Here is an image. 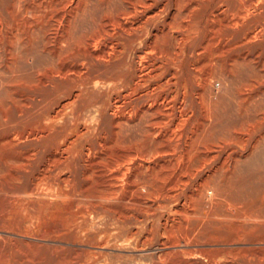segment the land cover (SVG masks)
<instances>
[{
  "label": "bare ground",
  "instance_id": "obj_1",
  "mask_svg": "<svg viewBox=\"0 0 264 264\" xmlns=\"http://www.w3.org/2000/svg\"><path fill=\"white\" fill-rule=\"evenodd\" d=\"M120 2L119 12L104 18L93 39L106 38L111 43L97 56L121 51L122 60L133 66L127 79L123 75L120 80L101 81L106 92L115 94L116 106L128 108L130 115L115 123L113 152L98 156L102 171L89 162L88 152L81 156L82 151L75 155L71 150L81 138L80 122L67 131L62 126L76 99L75 80L55 105H41L29 118L33 122L24 126V133H56L50 138L53 146L48 161L35 176L38 181L31 179L25 187L14 185L13 199L0 208V264H112L99 245L111 241L138 245L152 238L160 252L147 264H264L263 201L241 203L219 185L222 167L242 141H208V125L195 121L196 111L184 105L173 79L178 63L197 60L202 53L199 48H206L211 37L191 43L192 36L185 33L191 26L183 25L186 29L175 34L165 19L175 4L176 13L204 12V28L210 31L229 10L238 24L249 10L259 7L260 0ZM159 36H164V46L157 44ZM161 47H165L163 60L150 55ZM62 54H56L60 62L56 71L78 72L76 63H65ZM47 139L42 151L49 144ZM63 152L68 155L61 156ZM74 158L83 160L84 177L97 184L88 195L96 200L77 204L79 208L67 218H51L49 225L51 203L67 197V191L53 187L47 178L65 181L59 174L63 164ZM103 171L109 172L106 179ZM3 231L73 245L68 249L59 243L39 247L42 244L11 238Z\"/></svg>",
  "mask_w": 264,
  "mask_h": 264
},
{
  "label": "rangeland",
  "instance_id": "obj_2",
  "mask_svg": "<svg viewBox=\"0 0 264 264\" xmlns=\"http://www.w3.org/2000/svg\"><path fill=\"white\" fill-rule=\"evenodd\" d=\"M121 7L120 0H0V208L13 199L14 185L25 187L31 179L38 181L35 176L43 170L53 146L50 141L55 130L47 136L28 135L24 126L33 122L29 118L41 105H55L73 80L77 84L73 91L76 99L62 126L67 131L80 122L81 138L71 150L75 155L82 151L81 156L88 152L89 162L102 171L98 156L113 152L115 123L129 117L130 112L116 106L118 99L104 90L101 81L120 80L123 75L127 79L133 66L126 58L122 60L121 51L97 56L111 43L106 38H93L104 18L118 13ZM231 12H225L221 23L209 31L204 28V12L176 13V5H171L165 19L171 22L175 34L188 25L192 28L185 33L192 36L191 43L205 35L212 40L206 48H199L198 53H202L197 60L178 63L172 70L173 79L184 105L196 111L195 121L200 119V125H208V141H242L222 167L219 185L241 203H264V0L238 24H234ZM159 37L157 44L162 46L165 38ZM164 51L161 47L150 55L163 60ZM57 53H63L60 58L65 63H76L78 72L56 71L60 68ZM106 106L107 111L102 113ZM47 137L49 144L42 151ZM84 140L87 142L81 146ZM67 155L63 152L61 156ZM82 163V159L74 158L63 164L59 176L65 181L55 183L47 178L53 187L62 186L67 191V197L51 203L49 225L51 218H67L79 208L77 204L96 200L88 195L97 184L84 177ZM108 176L109 172L103 171V179ZM47 233L52 234L49 230ZM3 234L42 244L39 247L59 243L68 249L73 245L23 237L12 231ZM7 244L14 245L10 239ZM98 249L112 264H147L160 252L155 238L138 245L111 241Z\"/></svg>",
  "mask_w": 264,
  "mask_h": 264
}]
</instances>
